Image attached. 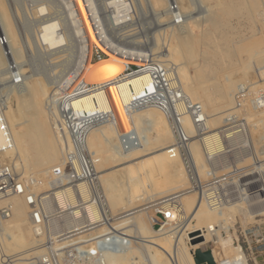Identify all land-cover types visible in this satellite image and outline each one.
<instances>
[{"label": "bare ground", "instance_id": "1", "mask_svg": "<svg viewBox=\"0 0 264 264\" xmlns=\"http://www.w3.org/2000/svg\"><path fill=\"white\" fill-rule=\"evenodd\" d=\"M4 1L5 0H0V39L2 41V43H0V82L6 79V73L4 71L6 69L7 61L12 59L14 62L18 63L21 56V47L19 42L21 38H17V32L11 27L12 24L10 22V16L7 12ZM203 1L204 0H198L197 2L202 3ZM47 2L50 4L45 5L43 3H38L39 5L37 4L38 6L34 11V13L38 15V18L41 16L37 40L39 48L41 47L46 51H53L52 54L57 52H68V54H74V64L71 68L73 71L72 77L70 75L61 77L54 88L52 87V92L48 91L49 94H47V89L45 91L43 87H49L50 85L44 86L41 81L37 80L39 78L30 79L28 81L26 80L27 76L24 74L23 83L22 85L20 84L21 88L16 89L20 87L19 85L14 89L8 90V93L6 92L7 97L4 98H6V102H8V104L4 107L3 114L1 115L0 113V146H4L5 148L2 156H10L15 152V156L20 159L24 173H29L36 169H46L47 171L50 169L52 170V168L55 167V163L58 164L62 151L60 147V139L54 129L53 119H51V117L53 118V114L51 113L53 110H51L50 113L45 111L43 101L45 100L47 104L51 101V99L56 98L58 92L65 90L66 88L68 89L75 86L84 88L89 84H99V86L85 89V93L72 97L69 104H71L73 112L77 115H90L97 113L98 125L93 127L87 136V147L92 154V163L94 165L100 162L113 164L120 161L121 163H127L126 165L122 164L123 166H120L118 169H113V173L115 175L113 173L108 174L107 176L98 175L102 191L109 208H115L111 203H118L119 205V202L122 201V198L125 195H128V199L140 196L143 184L156 186L159 189V194L172 189L176 192L180 186L187 183V176L180 160L178 158L170 157L166 151L168 145L172 141V134L166 118L157 108L153 106L137 108L135 107V103H133V100L142 96L143 92L151 90L148 78L146 76H140L131 79L112 80L122 71V63L125 61L122 57L121 49L124 47L117 46L116 44L110 42L109 33L111 34L114 30L116 32V26L118 27L119 24L129 20L132 21V6L130 2L127 3L126 0H45L44 3ZM191 2H189V0H135L133 5L136 4L138 9L139 7L143 8L145 6L152 8L159 16L158 18H161V21L163 19L165 20V17H167L168 20L171 19L168 24H172L175 29L172 31L171 35L169 32L171 38L170 41L167 42L166 50L157 56H161L160 60L172 61L177 66L183 89L190 96V98L198 101L202 105L204 112L207 115L209 126L216 127L217 123L219 124L222 121L220 120L222 118L221 115L225 111V109H223V111L221 108L227 105L228 102L229 105L230 102L233 104L232 100H234V95L231 94L230 87H233V85L237 86V82H234L235 80H233L235 77L232 74L233 78L232 76H229V78L226 75L222 77L221 74L225 69L223 68L224 63L228 60L231 65L232 54H235L236 51L239 52V49L240 52H242L241 50L245 51L248 49L249 57L245 62V68L249 69L254 66L253 68L257 70L258 77L260 76L259 78L263 79L264 82V43L260 41V43L255 44V46L252 44L253 41L252 43L249 41L250 43L246 42L243 43V46H240L239 44L237 45L233 42H228L230 36L228 34L229 31L225 28L226 22L222 20L221 14L217 13L215 9L211 10V8H209L210 5H208V7L205 5L206 8L205 6L203 7L206 10H204L206 14L203 17H205V21L209 22L210 28L208 30H205L204 28L202 32V29H200L199 31L201 34L198 37L197 35L196 37H193L189 24L190 16L186 15L182 11L184 6L188 7V5L185 4H191ZM251 2L252 3L249 5L246 4L244 6L239 4L238 6H235L234 0H223L221 1L222 6H219L220 13L222 12L224 16L225 14H236L239 11H242L246 13V17L249 16L248 18H250L253 15H247V12H251V8L254 9L258 6L256 0H251ZM217 3L218 2L216 1V4ZM212 4L216 5L215 2ZM106 11L114 14L108 18L109 15L105 13ZM262 14V11L261 13L258 11L255 16L258 18L262 16ZM239 15L242 16L241 13ZM256 17L253 16L255 19ZM178 18H181V24L178 23ZM175 20H177V22ZM262 20L259 21L263 22L264 20ZM194 25L197 26L199 24L197 23ZM213 31L216 32L218 36L213 35ZM2 34H4V36H2ZM27 45H29V42ZM197 46H203L204 48L197 51ZM93 47L101 50L106 57L92 62L91 55ZM55 49H57V51ZM65 54L66 53H62V55L58 54L59 56H56V59L58 58L59 60V57L63 55L65 56ZM72 55L71 57H73ZM221 55L224 60H221ZM198 56L201 58V61L199 62ZM66 58L68 59V57ZM190 66L193 68V74L189 73ZM217 66L220 68L218 69ZM20 67H18V69ZM111 69H115V71H110ZM20 73L23 74V70H20ZM29 76L30 75L28 74V77ZM257 84V87L251 91L252 94L255 93L256 95L257 93L264 91V88H261ZM11 93L15 99V109L9 105L10 103L8 99L9 94ZM214 105L218 107L216 109H212ZM252 107L253 110H255L254 106ZM140 109L143 110L141 112H136ZM214 111L217 112L214 113ZM253 112L255 113L254 115L259 114L263 117L264 107L260 106L259 109L257 108L256 111ZM251 113L252 112L249 114L251 115ZM144 115L147 116V120H149L151 124L150 129H148L149 132H147L149 133V140H143L142 144H135L131 148L125 150L124 153H118L115 151V133L118 137L121 133L131 132V127L133 131H135V128L139 129L137 127L138 122L143 119L142 117ZM250 115L249 117L254 116L253 114L251 116ZM216 118H220L217 120V123ZM188 122L192 126L191 122L185 118V127L188 125ZM140 141L141 140H139V142ZM116 143L118 144V142ZM134 152H136V154ZM134 154L135 156H133ZM192 154L195 158V154L193 152ZM136 155L143 158L133 161L137 158ZM131 169L132 171H130ZM138 169L141 170L143 177L138 176ZM123 177L125 180H123ZM118 182L122 184L119 185ZM123 186L125 190L122 189ZM81 188L82 185L79 186L80 191ZM174 191L172 190L173 193L171 195L174 194ZM162 196L163 195H161V197ZM179 199L177 200H179L181 206L186 199L183 201L180 196ZM190 200H192V198ZM190 200L186 202L190 203ZM3 202L8 203L12 209L10 220L7 221V223L5 222L6 224L3 225V227L2 222L0 223V228L3 230V233L1 234H4V236L0 238L1 241L2 239L5 241L4 250L8 253L13 250L14 252L25 251L33 246L32 243H34L31 235L32 230L28 222V207L25 200L22 196H11ZM109 202L112 207H110L111 205ZM122 202L123 204L121 205ZM122 202L120 203L121 207L124 205V200ZM187 203L185 206H189ZM124 206H127V204ZM185 206H182L184 210L186 209L184 208ZM118 207L116 209H118ZM116 209L113 210L116 211ZM122 209L124 212L125 207ZM231 209V212H233V208ZM210 210L209 212H211ZM122 211L119 210L118 213H121ZM147 212L144 213L147 214ZM211 213L217 217L218 214H220L216 210ZM123 218L124 217H122V219ZM203 218L201 217V219ZM177 219L178 215L174 224L163 225L160 228L152 227L151 231H155V233L152 234V236L150 235L151 240H147V251L151 264L160 263L152 251H149L150 247H152L149 244H153L157 249L165 247L166 241L164 235L170 231H175L174 229H176L177 225H179ZM232 221V218H229L228 220L227 218L224 219L223 226L227 227ZM123 223L125 222L116 223L115 227L122 228L125 234H129L131 232L132 224L129 226L130 229L125 230L124 228H126V226H119ZM133 226L136 225L134 224ZM137 227L140 231L145 232L146 235L147 228L143 222L139 221ZM202 227H199L196 224L193 226L192 224L191 229L184 228V232L182 234L184 236V241L181 244L184 245V247H182L183 250L179 252L180 257L182 258L181 260L184 261L183 264H196L194 261V252L198 250L201 244L207 241L209 236L215 234L217 241L221 244V247H219L218 250L211 251L214 264H247L245 255L241 252L239 246H234L232 244V238L230 236L225 239L220 238L219 235H217V230L213 229L210 223L206 224L205 228ZM211 231L214 232L211 233ZM197 239L200 240L198 242H192ZM5 251H1L0 255L7 254ZM126 255L127 252L124 253V256ZM123 259L124 258H122V260ZM128 264H133V261L130 259Z\"/></svg>", "mask_w": 264, "mask_h": 264}, {"label": "built area", "instance_id": "2", "mask_svg": "<svg viewBox=\"0 0 264 264\" xmlns=\"http://www.w3.org/2000/svg\"><path fill=\"white\" fill-rule=\"evenodd\" d=\"M123 47L125 62L112 80L148 78L151 90L133 103L137 108L153 106L165 116L172 134L166 151L180 160L188 180L186 190L218 212L256 201L259 169H264L260 167L264 161L255 148L249 109L255 105L264 107V91L255 95L246 85L239 86L234 106L223 115L221 125L212 128L202 105L183 89L173 62L160 60L146 48ZM5 73L6 80L0 86L1 115L8 104L4 100L6 91L23 82V74L12 59L7 61ZM96 86L99 84L66 88L48 102L54 107V129L62 151V162L56 168L39 176L25 175L11 159L3 158L5 148L0 146V223L12 214L11 206L3 201L22 196L34 240L25 251L1 254L0 264H108L107 256L128 248L131 240L118 233L122 228L115 227L123 221L121 214L111 212L87 147L88 133L98 123L97 113L77 115L69 104L72 97ZM185 118L192 124L191 133L184 126ZM135 142L134 131L121 133L118 148L127 150ZM193 142L203 153L201 167L192 154ZM44 184L47 187L42 189ZM171 203L166 208L157 206L153 227L175 223L178 211Z\"/></svg>", "mask_w": 264, "mask_h": 264}, {"label": "rangeland", "instance_id": "3", "mask_svg": "<svg viewBox=\"0 0 264 264\" xmlns=\"http://www.w3.org/2000/svg\"><path fill=\"white\" fill-rule=\"evenodd\" d=\"M5 1H4V3H5V6L7 8V12L10 16V22L12 24L11 27L14 28V30L17 32L16 33V35L18 34L17 38H19V39L21 38L19 41L20 47H21V56H20L19 62L17 64L19 65L18 67L21 66L19 68V70H21V71L23 70V80H24V74L27 76L26 80H28V81L30 79L39 78L37 80L41 81L44 86L50 85L49 87H47V86L43 87L42 86L45 89V91L47 89L46 92H47V94H49V92L54 88V86L56 85L58 80L61 79V77L66 76V75H70L72 77L73 71L71 68L73 67V64H74V54L73 55L70 53L68 54V52H59V53L57 52V53L52 54L53 51H46V50H43L41 47L39 48V44H38L37 40H38V33H39L38 31H39V25H40L39 22H41V16L38 18V15L35 14L34 11H35L36 7L39 5L38 3H43L45 5H49L50 3L49 2L44 3L45 0L44 1L43 0H5ZM134 1L135 0H126V2L127 3L130 2L131 6H132L131 7V9H132V12H131L132 21L129 20V21H127L128 23L123 22L121 24H124V25L119 24L120 27L116 26V28H117L116 32L114 30L113 32H111V34L109 33L110 39L109 38L108 39L110 40V42H112L113 44H116L117 46H130L131 48H133V47L146 48L147 51L151 52L149 54L160 58L161 56H157V55H159L164 50H166L167 42L170 41V38H171L170 35H171L172 31H174L175 27L172 24H168V23H170L169 21H171V19L168 20V18L165 17L166 19L165 20L163 19L161 21V18H158L159 16L153 11L152 8L145 6L143 8L139 7V9H138V7H136V4L133 5ZM191 1L192 0H189V2H191ZM197 1L198 0H193L191 2V4L186 3L185 5H188V7L184 6L182 9L183 13L190 16V18H189L190 23L189 24H190V27L192 30L193 37H196V35L198 37L201 34L199 31L200 29H202L201 30V32H202L204 30V28H205V30H208L210 28L209 22L205 21V19H204L205 17H203L206 14V12H205L206 10L203 7L205 5L207 7H208V5H210L209 8H211V10L215 9V11L217 13L221 14L222 20L226 22L225 28L227 31H229L228 34L230 36L228 42H230V43L233 42L234 44H237V45L239 44L240 46L241 45L243 46V43H246V42L250 43L249 41H251V43L253 41V43H252L253 45L259 44L260 41L262 43H264V29H263V26H264V21H263L264 20V17H263L264 16V0H256L257 4H258V6H257L258 9L257 8H254V9L251 8V10H250L251 12H247V15H253L254 17H256L255 15L258 13V11L260 13L262 11L263 12L262 16H260L258 18L256 17L257 20L255 18H253V16H251L250 18H248L249 16L246 17L245 16L246 13H244L242 11H239L236 14H225L223 16V13L222 12L220 13V9H219V6H222L221 1H223V0H216L218 2L217 4H216L215 0H207V2H206V0H204L202 3L201 2L199 3ZM244 1L245 2L247 1L246 4H248V5L250 3H252L251 0H244ZM244 1L243 0H234V5L238 6L240 4V5L245 6L246 4ZM214 2L216 5L212 4ZM237 2H238V4H237ZM206 6H205V8H206ZM133 8L135 11L133 10ZM184 8H186V9H184ZM131 9H130V11H131ZM111 10H113V9H111ZM105 13L107 15H109L108 18H110V16H112L114 14V13H111L109 11L108 12L106 11ZM240 13L242 14V16L239 15ZM250 13H252V14H250ZM181 18H183V17H181ZM181 18L177 19V20H179V22H178L179 24H181V22H180ZM201 19L202 20L204 19V20L202 21ZM177 20H175V21L177 22ZM259 20H262L263 22H261ZM197 23L199 25L195 26L194 24H197ZM122 28H124V29H122ZM126 31H127V33H126ZM169 32H170V35H169ZM124 33H125V35H124ZM35 35L37 36V38ZM213 35L218 36V34L214 31H213ZM2 36H4V34H2ZM26 40H27V42H26ZM28 42H29V45H27ZM247 45H249V44H247ZM196 48L198 51L204 47L203 46L202 47L197 46ZM55 50L57 51V49H55ZM56 51H54V52H56ZM241 51L242 52H240V49H239V52L236 51L235 54H232L231 65L229 64L228 60L226 59L227 61H226V63H224V66H223V68H225V69L221 74L222 77L224 75H226L227 77L233 75L235 77V78H233V76H232L233 80H235L234 82H237L238 84L236 83L237 86L233 85V87L232 86L230 87L232 95H234L236 90L239 88V86H242V85H246L247 87L249 86L248 88L250 91L254 90V88L257 87L256 86L257 83H259L257 85H259L261 88H264L263 79H260L259 78L260 76L258 77L257 70H255L253 68L254 66L250 67L249 69L245 68V62H246V60H248V57H249V53H248L249 50L246 49L245 51L244 50H241ZM62 53H66L67 55L65 54V56L64 55L60 56L59 60H58V58L56 59V56L58 57L60 54L62 55ZM71 55L73 57H71ZM69 56H70V58H69ZM66 57H68V59ZM104 57H106V55L101 50H99L96 47H93V51H92V55H91V61L92 62L97 61L100 58H104ZM51 58L54 60H52ZM64 59H66V60H64ZM162 59H163V57H162ZM221 60H224L223 56H222ZM54 61H56L57 63ZM199 61H201V58H199V56H198V62ZM70 65H72V66H70ZM217 68L219 69L220 67L217 66ZM189 73L193 74V68L191 66L189 67ZM28 74L30 75L29 76L30 78L28 77ZM42 80H44V81H42ZM238 80H239V82H238ZM4 81L0 82V86L3 85L2 83H4ZM42 83H41V85H42ZM240 83H242V84H240ZM21 85L19 88H16V89H20ZM234 90H235V92H234ZM6 92L8 93V91H6ZM253 94H255V93H253ZM6 95L7 94H5L4 97H7ZM4 99L6 101V98H4ZM14 100L15 99H14L13 94L12 93L9 94V103H10L9 105L13 109L16 108V105H15L16 103ZM232 102H233V104L230 102V105H229V102H228V104L226 103L227 105H225L223 108H221V110L225 109V111L223 110L224 113H222V115H221L222 118H223V115L229 109H231L233 107L234 100H232ZM43 104L45 107V111L50 113L51 110H54V107H52L53 108L52 109L51 106L49 105V103L46 104L45 100L43 101ZM217 107L218 106L214 105V107L212 109H216ZM256 107L259 109L260 105L254 106L255 110H253V107H251L252 110L249 109V113L252 112L251 115L255 114L253 111H256V109H257ZM143 109H145V108H143ZM143 109L137 110L136 112H141ZM216 112L217 111H214V113H216ZM51 113H52V111H51ZM143 114H145V113H143ZM261 116L262 115H259V114L251 116V117H249V122H250L251 134H252L253 139L255 141L256 151H257L261 161H264V125H263V123H264L263 117L264 116L263 117H261ZM142 118H141L142 120L140 119L142 122L141 121L138 122L137 127L139 129L135 128V131H134V133L136 135L135 144H137V143L142 144L143 140H146V141L149 140V133H147V132H149L148 129H150L151 124H150L149 120H147L146 115H144ZM220 118H216V123H217V120H219ZM222 118L220 120H222ZM51 119H53V118L51 117ZM186 120L190 121L188 118H186ZM256 120H259V121H256ZM221 122L219 124L217 123L216 127L220 126ZM139 125H140V127H139ZM213 127L215 128V126H213ZM185 128L189 133L192 132V130H191L192 126L189 124V122ZM130 131L131 132L133 131L132 127H131ZM88 135H89V133H88ZM116 137L117 136L115 133L114 143H115L116 147H114V150L117 151L118 153L119 152L124 153L125 150H121V151L119 150L118 144L116 143L119 141V136L117 138ZM137 140H138V142H137ZM139 140H141V141L139 142ZM171 140H172V138H171ZM191 148H192V152L195 154V161H196L197 165L201 167L203 165L202 164L203 163V154H202V150H201L200 146L196 142H193ZM128 151H130V150H128ZM134 153L136 154V152H134ZM135 154L133 156H135ZM6 157L11 159L14 162V164L16 165V167L23 174H26V175L33 174L35 176H39V175L44 174L45 171L47 172L46 169L45 170L44 169H36V170H33L32 172L24 173L22 170L23 166L20 162V159L17 156H15V152L12 153L10 156L9 155H7V156L3 155V158H6ZM136 157L137 158L133 161L140 160V158H143V157H138V155H136ZM60 162H62V155H61V158L59 159L58 164L55 163L54 168H56L59 164H61ZM161 162H162V160H161ZM128 163H130V162H128ZM108 164L109 163H107V162H100V163L95 164L96 172H98L97 175L107 176L108 174L113 173V169L114 170L118 169V168H120V166H123L124 164L126 165L127 163H121L119 161L118 163H113V164L110 163L109 165ZM262 165L263 164H260V167L264 166V165L263 166ZM130 171H132V169ZM115 173H118V172H115ZM138 176L139 177L142 176V172L140 169H138ZM123 180H125L124 177H123ZM119 182H118L119 185L122 184ZM123 183H124V181H123ZM185 184H184L185 186L183 185L184 187L183 186H180L179 188L177 187L178 192L177 191L176 192L179 195L174 191V189H172L174 191L173 195H171L173 193L172 190L165 191L164 193L159 194V192H158L159 189L156 186H153L151 184H145V185L143 184L142 187L144 190L142 189V191L140 192V196H138L136 198L132 197L131 199H128L127 198L128 195H125L122 198V201L124 200V205L127 204V206L123 205L125 207L124 212L122 211L123 210L122 208H124V207L123 206L121 207V205L123 204L122 201L119 202V205H118V203H111L115 207V208H111L110 209L111 211L113 209L115 210L119 206L118 209H116V211L113 210L114 212L112 211V213L117 214L119 212V210L122 211L121 212L122 214L121 213H118V214H121V217H124L122 219L123 221L121 220L122 222H125L122 225V226H126V228H124V229L125 230L130 229L129 226H131L130 224H132L131 232L129 234H125L124 230H122L121 232H118L123 236H127L131 240V242H130L128 248L126 250H124L121 254L107 256V263L108 264H115V263L128 264V262L131 259L133 261V264H137V263L138 264H151L150 258L148 256V251H147V244H148L147 240H151L150 235L152 236V234L155 233V231L154 232L151 231V229L153 227L151 225H153V222L156 220L154 217V210H156L157 206H159L158 208H163V207L166 208L170 204H172L171 202H173L174 207L176 206L175 208L178 211V219L177 220H178L179 225H177L176 229H174L175 231H170L164 235L166 244H165V247H163L162 249H157L156 246H154L153 244H149L150 246H152V247H150L149 251H152V253L158 259L160 264H180V263L183 264L184 261L181 260L182 258L180 257L179 252L182 251L183 250L182 247H184V245H181L184 241L183 240L184 236L182 235L184 232L183 231L184 228L185 229L186 228L191 229L192 224H193V226H195V224H196L199 227L204 226L202 228H205L206 224H208V223H210V225H212L213 229L217 230V235H219L220 238L225 239L228 236H230L232 238V244L234 246L240 247L241 252L246 257L247 264H264V192H262V190H261V188L264 190V169H259V177H258L259 196H258V199L256 201H253V202L247 201L245 203L239 204L238 206H234V207H230L228 209H225L223 212H219L220 213V214H218L219 218L211 213L213 211L215 212L214 209L212 210V208L205 206L204 203L199 202V199H197L194 194H191L186 190L188 187V180H187V183H185ZM46 187H47V185L44 184L41 188L44 189ZM122 189L125 190L124 186L122 187ZM82 191H83V186L81 188V192ZM161 195H163V196L161 197ZM192 195L194 198L192 197ZM179 196L181 197V199L183 201L186 199L182 203L181 206L179 203V200H180ZM166 197H167V199H166ZM187 197H188V199H187ZM164 198H165V200H164ZM191 198H192V200H190ZM177 199H179V200H177ZM189 200H190V203L189 202L187 203L186 201H189ZM126 201L127 202L129 201V202L127 203ZM174 202H176V203H174ZM120 203H121V205H120ZM186 203L189 204V206H185ZM109 204H110V202H109ZM177 204H179V205H177ZM112 205L110 207H112ZM182 206H185L184 208H186V209L184 210ZM204 207H206V208L208 207V208L206 209ZM231 208H233V212H231L232 211ZM146 209H148V210H146ZM180 209H181V211H180ZM203 210L206 213H204ZM209 210L211 212H209ZM182 211H183V213H182ZM144 212L145 213L147 212V214H145ZM203 213H204V215H203ZM116 214H114V215H116ZM200 216L202 218L203 217L204 218L201 219ZM135 217H136V220H135ZM139 217H141V218H139ZM142 218H143V220H142ZM226 218H227V220L229 218H232L233 221L227 227H224L223 221ZM126 219H127V221H126ZM9 220H10V217L8 219L4 220L2 222V227ZM146 220H147V222H146ZM194 220H196V221H194ZM139 221L143 222L146 225V228H147L146 235H145V232H142L138 229L137 226H138ZM134 224L136 226H133ZM149 225L151 226V228ZM134 228L136 231L134 230ZM154 228H159V226L157 225ZM2 231L3 230L0 228V238L4 236V234L3 235L1 234V233H3ZM213 232L214 231H211V233H213ZM31 233H32V231H31ZM31 235L33 237V233ZM199 240L200 239H197V240H194L192 242H198ZM4 245H5V241L3 239L1 241V239H0V253H1V251H5ZM219 247H221V244L217 241L216 234H215V235L209 236L207 241L199 246L198 250L205 251V250L211 249V251H214V250H218ZM137 251H138L139 255H138ZM13 252H14V250L10 251L9 253L8 252H6V253L7 254H13ZM18 252L19 251H16L14 253H18ZM125 252H127V255L129 257L127 255L126 256L128 258L126 256H124ZM131 254H132V256H131ZM122 258H124V259L122 260ZM203 264H205V263H203Z\"/></svg>", "mask_w": 264, "mask_h": 264}, {"label": "water", "instance_id": "4", "mask_svg": "<svg viewBox=\"0 0 264 264\" xmlns=\"http://www.w3.org/2000/svg\"><path fill=\"white\" fill-rule=\"evenodd\" d=\"M194 261L196 264H214L210 250H196L194 252Z\"/></svg>", "mask_w": 264, "mask_h": 264}, {"label": "snow or ice", "instance_id": "5", "mask_svg": "<svg viewBox=\"0 0 264 264\" xmlns=\"http://www.w3.org/2000/svg\"><path fill=\"white\" fill-rule=\"evenodd\" d=\"M110 71H115V69H111Z\"/></svg>", "mask_w": 264, "mask_h": 264}]
</instances>
